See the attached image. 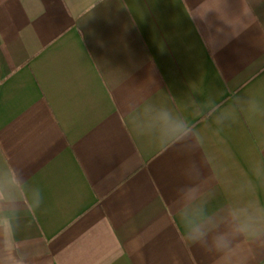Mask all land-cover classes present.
Instances as JSON below:
<instances>
[{
    "label": "crops",
    "instance_id": "0c3cea01",
    "mask_svg": "<svg viewBox=\"0 0 264 264\" xmlns=\"http://www.w3.org/2000/svg\"><path fill=\"white\" fill-rule=\"evenodd\" d=\"M0 264H264V0H0Z\"/></svg>",
    "mask_w": 264,
    "mask_h": 264
},
{
    "label": "clouds",
    "instance_id": "9594fccd",
    "mask_svg": "<svg viewBox=\"0 0 264 264\" xmlns=\"http://www.w3.org/2000/svg\"><path fill=\"white\" fill-rule=\"evenodd\" d=\"M199 238H200L199 236L196 237V239L193 242H197V240H199Z\"/></svg>",
    "mask_w": 264,
    "mask_h": 264
}]
</instances>
